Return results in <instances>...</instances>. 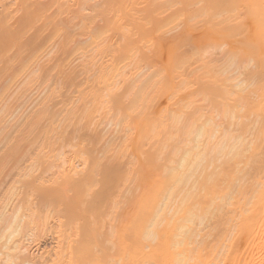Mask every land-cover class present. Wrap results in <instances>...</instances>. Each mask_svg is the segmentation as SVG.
Wrapping results in <instances>:
<instances>
[{
	"label": "bare ground",
	"instance_id": "obj_1",
	"mask_svg": "<svg viewBox=\"0 0 264 264\" xmlns=\"http://www.w3.org/2000/svg\"><path fill=\"white\" fill-rule=\"evenodd\" d=\"M0 264H264V0H0Z\"/></svg>",
	"mask_w": 264,
	"mask_h": 264
}]
</instances>
